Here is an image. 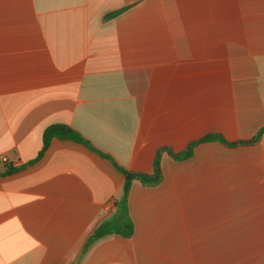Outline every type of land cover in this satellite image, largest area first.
<instances>
[{
  "label": "crops",
  "instance_id": "crops-1",
  "mask_svg": "<svg viewBox=\"0 0 264 264\" xmlns=\"http://www.w3.org/2000/svg\"><path fill=\"white\" fill-rule=\"evenodd\" d=\"M54 125L128 171L159 155L131 237L83 253L126 178L72 140L38 158ZM262 129L264 0H0V264H264Z\"/></svg>",
  "mask_w": 264,
  "mask_h": 264
},
{
  "label": "trees",
  "instance_id": "trees-1",
  "mask_svg": "<svg viewBox=\"0 0 264 264\" xmlns=\"http://www.w3.org/2000/svg\"><path fill=\"white\" fill-rule=\"evenodd\" d=\"M264 133V129H262L257 136L250 142L257 141L261 135ZM60 138V139H67L78 142L83 144L91 151L109 159L115 167L125 175L126 181L124 185V193L123 197L121 198L120 202L117 204V209L114 215L102 221L88 236L85 241L83 247V253H85L93 244L97 241L101 240L102 238L112 235L118 234L124 237H131L134 233V224L132 219L129 215L128 210V195L130 191L131 184L134 180H139L146 185H156L159 183L161 179V172H160V157L157 156L155 163H154V173L153 175H146L142 173H136L132 171H128L123 167L119 166L116 161L108 154L103 153L99 149H97L90 141H88L82 134L78 131L65 126V125H54L49 127L45 130L43 135V149L40 152L38 158L43 155L45 150L48 148V145L52 138ZM209 141H220L226 142L221 136L219 135H207L200 139L199 141L193 142L190 144L188 149L180 154H172V156L178 160H182L188 158L192 155L193 149L197 144ZM247 143V142H245ZM239 144V143H238ZM19 168H15L12 165H6L5 173L15 172Z\"/></svg>",
  "mask_w": 264,
  "mask_h": 264
},
{
  "label": "built area",
  "instance_id": "built-area-1",
  "mask_svg": "<svg viewBox=\"0 0 264 264\" xmlns=\"http://www.w3.org/2000/svg\"><path fill=\"white\" fill-rule=\"evenodd\" d=\"M8 162H9L8 159L6 158L3 159V163H8Z\"/></svg>",
  "mask_w": 264,
  "mask_h": 264
}]
</instances>
